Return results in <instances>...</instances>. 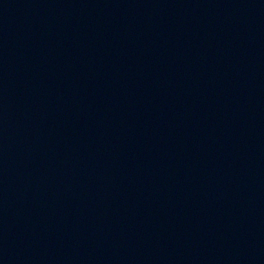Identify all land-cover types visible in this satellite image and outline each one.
Returning a JSON list of instances; mask_svg holds the SVG:
<instances>
[{
	"label": "water",
	"instance_id": "water-1",
	"mask_svg": "<svg viewBox=\"0 0 264 264\" xmlns=\"http://www.w3.org/2000/svg\"><path fill=\"white\" fill-rule=\"evenodd\" d=\"M0 264H264V0H0Z\"/></svg>",
	"mask_w": 264,
	"mask_h": 264
}]
</instances>
